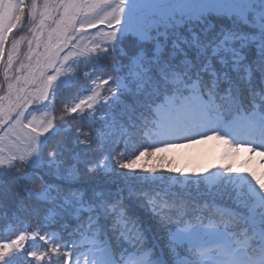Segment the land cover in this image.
<instances>
[{
    "label": "trees",
    "instance_id": "trees-1",
    "mask_svg": "<svg viewBox=\"0 0 264 264\" xmlns=\"http://www.w3.org/2000/svg\"><path fill=\"white\" fill-rule=\"evenodd\" d=\"M122 3L125 1L122 0ZM108 4L113 6L110 0ZM175 5L176 2L172 4L169 15H163L155 5L144 7L145 15L154 10L157 16L140 26L145 34L150 31L155 35L162 30L168 17L179 21L181 17L174 10ZM25 7L23 0L19 10H25ZM107 14L100 26L105 29L117 26V21L110 22L114 15ZM189 18L197 19L196 16L183 17ZM224 20L230 21L231 18L212 13L208 22L219 24ZM247 23L250 28L246 31L260 26L254 16ZM21 32L16 31L11 39ZM145 34L139 37L131 32L119 33L103 49H98L97 54L89 55L85 63L75 66L54 98L51 111L53 128L37 148L16 154L7 168L0 169V242L7 241L13 249L25 243L37 252L57 244H76L81 236L74 235L75 230L68 224L75 219L77 210L82 211V219L98 192H115L121 186L127 191L131 185L138 192L147 191L149 195L164 190L179 191L187 196L189 210H195V215L192 219L186 218V223L202 221L203 228L209 227L228 235L229 244H237L243 235H251L249 247L259 248L260 215L255 219L251 213H256L260 208L248 191L249 181L240 182L235 168L224 167L221 172L215 169L213 174L209 171L206 174L193 173L184 181L182 174L173 168L171 160L155 152L144 132L126 137L117 130L103 143L98 139L101 124L105 122L101 119L105 111L111 119L114 108L125 125L130 123L129 118L141 122L139 114L143 110L138 103L140 98L135 95L136 73L139 71L135 58L141 42L147 38ZM125 36L121 44V37ZM245 51L247 61L242 62L237 72L230 71L239 87L234 88L230 100L221 102L224 117L233 110H252L257 114L264 111V77L254 72L251 83L247 81L243 65L249 63L255 68V50ZM117 84L127 86L122 103L108 109L95 107L98 103H109L108 97L115 95ZM163 100L161 98L157 104ZM153 118L147 116L144 122ZM140 152L146 155L137 161L142 167L135 169L136 172L130 173V170L122 169L116 163V156L132 159ZM221 184L227 188V192L217 197L214 193ZM242 205L245 206L243 209ZM104 237L110 247H116L110 234L97 233L98 239ZM192 244L187 242V247L192 249L194 255L195 247ZM33 264L38 262L33 261Z\"/></svg>",
    "mask_w": 264,
    "mask_h": 264
},
{
    "label": "snow or ice",
    "instance_id": "snow-or-ice-1",
    "mask_svg": "<svg viewBox=\"0 0 264 264\" xmlns=\"http://www.w3.org/2000/svg\"><path fill=\"white\" fill-rule=\"evenodd\" d=\"M174 10L181 19L176 21L168 17L166 26L155 35L150 31L145 34L142 27L133 26L147 37L141 42L135 58L139 68L135 95L140 98L138 103L143 110L139 114L141 122L129 118L130 123L125 125L117 117L113 105L122 103L127 88L117 84L115 95L108 97L109 103L95 106L113 108L111 119L107 111L101 116L105 122L101 124L98 139L102 143L117 130L127 137L142 134L151 126L155 135L168 137L191 131L196 123L210 122L214 113L218 118L222 115L221 102L230 100L234 88L239 87L230 71L237 72L242 62L247 61L246 49L255 50V68L244 63L245 78L251 83L254 72L264 77V0H176ZM212 13H220L231 20L209 23ZM186 15L197 19H183ZM252 16L260 26L246 31ZM113 38L115 34L109 37ZM125 38L121 37V44ZM161 98L165 103L157 105ZM252 115L257 120V113ZM147 116L155 119L145 123ZM258 121L262 125L259 135L264 139V111L259 112ZM164 150L156 149L157 152ZM144 155L145 152H140L132 159H122L123 155L115 159L120 168L132 173L142 167L137 161ZM226 192L227 188L221 184L214 195L220 197ZM187 201V196L179 191L164 190L149 195L147 191L138 192L131 185L127 191L121 186L115 192H98L83 218L82 211L77 210L68 226L75 230L74 235L91 237L92 244H95L97 233L111 235L116 247L111 245V255L99 264H207L193 260L192 249L187 247V242L194 240L202 227V221L186 223V218L192 219L195 215L194 209L189 210ZM259 208V248L228 264H264V197L260 198ZM76 248L75 243L57 244L37 252L25 243L13 249L4 241L0 242V264H16L17 261L19 264H33V261L38 264H97L88 258L82 261Z\"/></svg>",
    "mask_w": 264,
    "mask_h": 264
},
{
    "label": "rangeland",
    "instance_id": "rangeland-1",
    "mask_svg": "<svg viewBox=\"0 0 264 264\" xmlns=\"http://www.w3.org/2000/svg\"><path fill=\"white\" fill-rule=\"evenodd\" d=\"M110 1L113 6L108 0H24L25 10L24 7L19 10L23 0H0V169L7 168L16 154L37 148L53 128L52 101L75 66L85 63L89 55L97 54L98 49L109 44L112 34L116 37L131 32L142 37L133 26L157 17L154 10L145 15L144 7L155 5L163 15H169L176 2ZM106 14L114 15L110 22L117 21L118 25L109 29L100 26ZM18 30H22L21 34L10 42L11 35ZM251 120L255 122L254 128ZM256 121L242 114L228 127L211 119L175 136H157L152 127L145 134L155 150L165 149L157 153L171 160L184 181L193 173L213 174L215 169L221 172L224 167L235 168L240 182L249 181L248 191L259 206L260 198L264 197V139L259 135L261 122ZM206 129L210 130V142L200 152L199 159L184 161L178 156L179 151L172 148L174 141ZM202 234H207L204 242L211 244H206L207 248L196 245L199 246L196 261L222 264L214 257L227 255L230 262L244 258L253 250L248 243L251 235H244L237 247H232L228 235L203 227L188 243L203 242ZM220 238L224 241H219ZM90 241V237H81L76 243L82 261L88 258L99 264L111 255L106 241L96 239L95 244Z\"/></svg>",
    "mask_w": 264,
    "mask_h": 264
},
{
    "label": "bare ground",
    "instance_id": "bare-ground-1",
    "mask_svg": "<svg viewBox=\"0 0 264 264\" xmlns=\"http://www.w3.org/2000/svg\"><path fill=\"white\" fill-rule=\"evenodd\" d=\"M210 130L199 132L197 134L180 138L174 141L176 144L171 145L172 148L178 150V156L184 161H195L199 159L200 152L205 149L210 142Z\"/></svg>",
    "mask_w": 264,
    "mask_h": 264
}]
</instances>
